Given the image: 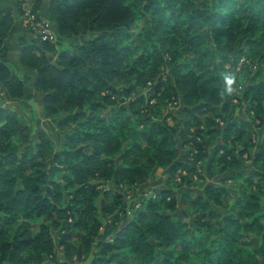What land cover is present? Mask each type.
Returning a JSON list of instances; mask_svg holds the SVG:
<instances>
[{
    "label": "trees",
    "instance_id": "1",
    "mask_svg": "<svg viewBox=\"0 0 264 264\" xmlns=\"http://www.w3.org/2000/svg\"><path fill=\"white\" fill-rule=\"evenodd\" d=\"M48 12L57 42L21 40L19 63L63 145L0 104V264H264V0H50ZM11 27L0 12V96L27 107ZM242 61L256 66L247 83ZM158 169L184 190L127 213L124 191Z\"/></svg>",
    "mask_w": 264,
    "mask_h": 264
},
{
    "label": "rangeland",
    "instance_id": "2",
    "mask_svg": "<svg viewBox=\"0 0 264 264\" xmlns=\"http://www.w3.org/2000/svg\"><path fill=\"white\" fill-rule=\"evenodd\" d=\"M78 41L79 39L76 38V39H72V40L60 43L58 45V50L67 49L69 43H77ZM245 63H246L245 61H242L241 63H239L236 67L235 72L238 74H246L247 76H246L245 83H247L254 76L253 74H255L256 66L251 65L248 62L246 65H244ZM18 76L20 77L21 75L18 74ZM261 79H263V75H261ZM142 92H146V91H142ZM0 98L2 99L3 97L0 96ZM40 101H41L40 98H35L29 101V104L27 107L23 105H20V106L18 105L17 107L15 106L16 108L14 109L19 112V114L29 124V126L34 132L39 131V130L45 131L53 147L59 150L62 148V145H63V137L61 134L57 132L56 122L50 121L45 118V115L40 105L41 104ZM239 113H240V118L246 117L244 109L242 108L239 109L238 114ZM261 132H263L262 129H261ZM246 165L249 166V162L246 163ZM213 180L216 181L218 180V178L211 179L206 182H212ZM177 184H179L178 179H176L175 182L168 179L167 171H164L161 169L156 170L151 175V177L146 181V183H144L140 187L132 189V190L130 189V190L124 191L123 195L125 198V209L127 210V213H133L138 208V204H139L138 201L142 196L151 197L169 188L172 189L177 195H180L184 189H182L181 187L177 188ZM231 185L234 187H229ZM238 185L239 184H231V183L226 184V186H228V188L231 190L233 194H237L236 189ZM106 187H110V184L109 183L106 184ZM193 190L195 192H202V188L198 185L193 186ZM101 232L102 234H105L104 229H102ZM104 236L107 237V235H104ZM58 253L61 254V250H58ZM90 260L91 258H87L85 260H82L81 262H78L77 264H89ZM191 261L192 263L195 262L193 256L191 257ZM59 264H63V261H60Z\"/></svg>",
    "mask_w": 264,
    "mask_h": 264
},
{
    "label": "crops",
    "instance_id": "3",
    "mask_svg": "<svg viewBox=\"0 0 264 264\" xmlns=\"http://www.w3.org/2000/svg\"><path fill=\"white\" fill-rule=\"evenodd\" d=\"M49 3L50 0H36L35 2L36 12L48 20L50 19L48 12ZM0 12L4 14H9L12 18V27L10 29L7 39L4 42V47L8 50V57L10 61L9 67L12 71L21 75L20 78L25 82L26 94L32 96L33 99L39 98L38 96H36L32 86L35 75L34 72L24 68L19 63V55L21 50L20 41L23 40L27 43H30L36 41L37 36L33 31L25 29L22 26L20 11L18 9V4L16 0H0ZM1 96L3 97L0 100V104L2 106L10 108H16L18 105L20 106L19 102L10 101L7 96L3 93ZM237 115L240 118V113H237ZM262 130L263 134L264 129Z\"/></svg>",
    "mask_w": 264,
    "mask_h": 264
},
{
    "label": "built area",
    "instance_id": "4",
    "mask_svg": "<svg viewBox=\"0 0 264 264\" xmlns=\"http://www.w3.org/2000/svg\"><path fill=\"white\" fill-rule=\"evenodd\" d=\"M18 3L22 26L33 31L41 42L54 44L56 34L51 22L35 10V0H16Z\"/></svg>",
    "mask_w": 264,
    "mask_h": 264
}]
</instances>
